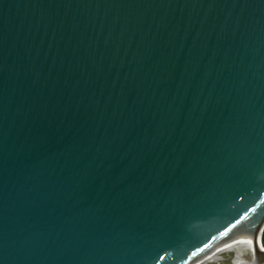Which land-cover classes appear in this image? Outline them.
<instances>
[{"label":"water","instance_id":"obj_1","mask_svg":"<svg viewBox=\"0 0 264 264\" xmlns=\"http://www.w3.org/2000/svg\"><path fill=\"white\" fill-rule=\"evenodd\" d=\"M250 231L262 264L264 0H0V264H194Z\"/></svg>","mask_w":264,"mask_h":264},{"label":"bare ground","instance_id":"obj_2","mask_svg":"<svg viewBox=\"0 0 264 264\" xmlns=\"http://www.w3.org/2000/svg\"><path fill=\"white\" fill-rule=\"evenodd\" d=\"M257 237L254 235V233L250 231L238 242L223 245L209 252L208 254H206V256L202 257L199 261H197L194 264H205L210 259H213L214 256H217L222 252H229V251L236 252L235 257L233 259V264H250L243 259L241 254L244 252H250V255L253 256L255 255L257 250H260L259 238Z\"/></svg>","mask_w":264,"mask_h":264},{"label":"rangeland","instance_id":"obj_3","mask_svg":"<svg viewBox=\"0 0 264 264\" xmlns=\"http://www.w3.org/2000/svg\"><path fill=\"white\" fill-rule=\"evenodd\" d=\"M235 254H236V252H234V251L222 252V253L218 254L217 256L213 257V258H215L213 262L208 263L210 260H212V259H210L205 264H233V259L235 257ZM241 255L246 262L250 263L252 261V256L250 255V252H244ZM216 261H218V262H216ZM262 264H264V262Z\"/></svg>","mask_w":264,"mask_h":264},{"label":"flooded vegetation","instance_id":"obj_4","mask_svg":"<svg viewBox=\"0 0 264 264\" xmlns=\"http://www.w3.org/2000/svg\"><path fill=\"white\" fill-rule=\"evenodd\" d=\"M214 259H215V258H213L212 260H210L208 263H211V262H213V261H214ZM216 262H218V261H216ZM214 263H215V262H214Z\"/></svg>","mask_w":264,"mask_h":264},{"label":"trees","instance_id":"obj_5","mask_svg":"<svg viewBox=\"0 0 264 264\" xmlns=\"http://www.w3.org/2000/svg\"><path fill=\"white\" fill-rule=\"evenodd\" d=\"M262 240H263V245H264V232H263V237H262Z\"/></svg>","mask_w":264,"mask_h":264}]
</instances>
